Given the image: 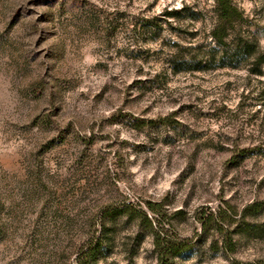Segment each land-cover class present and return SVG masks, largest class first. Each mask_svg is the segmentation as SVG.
Here are the masks:
<instances>
[{
    "label": "rangeland",
    "instance_id": "374dc122",
    "mask_svg": "<svg viewBox=\"0 0 264 264\" xmlns=\"http://www.w3.org/2000/svg\"><path fill=\"white\" fill-rule=\"evenodd\" d=\"M231 1L264 53V0ZM214 6L0 0V264H157L155 232L264 264V63L206 62Z\"/></svg>",
    "mask_w": 264,
    "mask_h": 264
},
{
    "label": "trees",
    "instance_id": "16d2710c",
    "mask_svg": "<svg viewBox=\"0 0 264 264\" xmlns=\"http://www.w3.org/2000/svg\"><path fill=\"white\" fill-rule=\"evenodd\" d=\"M214 11L216 15V21L209 31V37L213 46L209 47L205 56L206 62L226 58L236 61L240 56L250 57L251 63H249V71L252 73H261L260 66L264 63V53L261 52L256 46V42L249 39L238 31L237 26H240L242 20L241 12L235 7L231 0H214ZM185 10L184 7L179 9L166 11L164 13L167 17H175L179 13ZM149 22V21H148ZM148 22L146 24H148ZM153 23V20H151ZM150 23V24H151ZM156 24V23H153ZM200 49V47H198ZM218 51H221L220 56H216ZM180 58V59H178ZM175 57L170 59L172 64L178 62L184 65L186 69H199L202 63V59L196 60L195 65H192L193 61H189L184 57ZM222 64V63H221ZM148 210L152 213L158 211V203H148ZM144 217L147 220L148 225H151V221L147 217V211L142 210ZM156 250L157 264H169L170 258L177 256L184 252L188 246L185 242L179 240H172L167 235L161 236L160 233L155 232V238L153 241ZM99 243L87 247L78 254V264H97L95 252L97 251Z\"/></svg>",
    "mask_w": 264,
    "mask_h": 264
}]
</instances>
